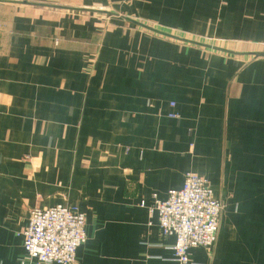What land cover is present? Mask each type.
I'll return each mask as SVG.
<instances>
[{
  "label": "crops",
  "instance_id": "obj_1",
  "mask_svg": "<svg viewBox=\"0 0 264 264\" xmlns=\"http://www.w3.org/2000/svg\"><path fill=\"white\" fill-rule=\"evenodd\" d=\"M187 172L223 205L191 264H264V0H0V264L57 204L78 264H176L148 207Z\"/></svg>",
  "mask_w": 264,
  "mask_h": 264
},
{
  "label": "built area",
  "instance_id": "obj_2",
  "mask_svg": "<svg viewBox=\"0 0 264 264\" xmlns=\"http://www.w3.org/2000/svg\"><path fill=\"white\" fill-rule=\"evenodd\" d=\"M151 198L149 213L156 214L162 235L175 238L171 249L176 264H191L193 248L214 246L223 205L206 179L187 172L182 186L169 190L166 199ZM22 235L25 252L38 264H78L76 251L86 241L85 215L62 204L34 207Z\"/></svg>",
  "mask_w": 264,
  "mask_h": 264
},
{
  "label": "rangeland",
  "instance_id": "obj_3",
  "mask_svg": "<svg viewBox=\"0 0 264 264\" xmlns=\"http://www.w3.org/2000/svg\"><path fill=\"white\" fill-rule=\"evenodd\" d=\"M83 13L84 12H90V13H95V14H98L99 12H101V11H99V10H95V9H80Z\"/></svg>",
  "mask_w": 264,
  "mask_h": 264
}]
</instances>
